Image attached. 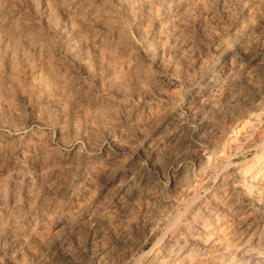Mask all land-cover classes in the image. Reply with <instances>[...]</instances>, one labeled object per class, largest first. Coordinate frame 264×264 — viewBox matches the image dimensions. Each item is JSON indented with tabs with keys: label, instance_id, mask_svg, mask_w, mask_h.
Returning a JSON list of instances; mask_svg holds the SVG:
<instances>
[{
	"label": "rangeland",
	"instance_id": "1",
	"mask_svg": "<svg viewBox=\"0 0 264 264\" xmlns=\"http://www.w3.org/2000/svg\"><path fill=\"white\" fill-rule=\"evenodd\" d=\"M0 264H264V0H0Z\"/></svg>",
	"mask_w": 264,
	"mask_h": 264
}]
</instances>
